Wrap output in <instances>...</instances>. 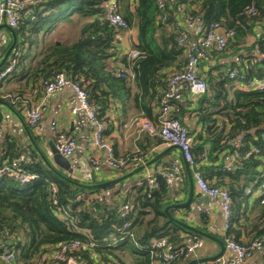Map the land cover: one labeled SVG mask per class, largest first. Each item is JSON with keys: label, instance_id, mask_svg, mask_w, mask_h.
Here are the masks:
<instances>
[{"label": "trees", "instance_id": "16d2710c", "mask_svg": "<svg viewBox=\"0 0 264 264\" xmlns=\"http://www.w3.org/2000/svg\"><path fill=\"white\" fill-rule=\"evenodd\" d=\"M117 1L121 18L137 31L135 48L141 57L133 69L132 82L111 70L116 61V69L125 68L126 58L118 55L122 31L105 20L106 0H37L26 6L13 29L16 44L0 70L15 61L8 78L28 85L30 90L35 88L38 96L43 82L58 74L72 82L82 80L89 102L105 124L112 105L123 107L129 102L140 115L155 122L167 74L181 69L185 62L183 47L177 45L175 35L165 31L159 16L165 14L167 23H174L183 7L184 14L199 16L204 27L216 23L233 31L225 51L211 52V62L204 59L199 65L206 92L192 103L194 106L185 96L171 117L184 125L185 116L193 120L194 128L185 126L192 137L195 170L207 182L205 176L215 179L216 183L209 184L227 189L232 200L227 236L239 244L258 240L264 264V193L257 197L252 210L246 209L250 196L245 195L247 188L255 191L264 183V92L240 90L228 78L229 72L236 71L244 75V84L264 79V0H162L163 10L158 7L159 0ZM250 8L255 14L247 13ZM72 23L75 33L68 42H48L51 32ZM257 26L263 28L261 33L255 31ZM11 44L12 40L0 46V60ZM227 57L235 61L219 63ZM11 149L13 144L6 149L7 161L18 156ZM222 153L233 157L232 168L221 160L218 165ZM39 154L28 152L32 164L26 170L37 176L34 181L19 185L0 178V240L16 253L19 264H46L44 256L59 244L74 241L94 244L74 254L82 264H126L125 256L135 258L136 264H151L152 240L166 238L180 247L182 233L202 239L164 213L168 188L160 178L158 187L152 190H147L143 181L134 188L135 197L121 204L97 202L93 195L111 190L113 185L103 186L93 177L89 182L78 181L73 174L47 166ZM134 157L123 158L131 163L128 167L135 166ZM128 167L117 172L122 174ZM183 180L186 186V176ZM122 205L130 207L124 217L119 213ZM242 235L246 242L240 241ZM187 260L178 254L166 264H184Z\"/></svg>", "mask_w": 264, "mask_h": 264}, {"label": "built area", "instance_id": "2783aa9c", "mask_svg": "<svg viewBox=\"0 0 264 264\" xmlns=\"http://www.w3.org/2000/svg\"><path fill=\"white\" fill-rule=\"evenodd\" d=\"M35 2L37 0H0V25L6 24L12 29L16 28L18 20L26 6ZM158 7L161 10L165 8L162 0L158 1ZM106 9L105 20L113 28L121 30L125 37L121 41L123 45L118 41V55L120 57L125 56L126 67L119 69L111 67V70L116 76L129 79L132 82L134 80L133 69L136 61L141 57L140 52L135 48L136 35H134V32L136 31L134 27H128L119 15L117 0H106ZM247 13L255 14V9L250 8L247 10ZM158 20L161 25H164L167 33L175 35L177 45L183 47V59L185 62L181 69L173 70L167 74L166 89L162 93L160 108L155 122H151L143 116L134 119V122L138 124L139 132H147L157 136L163 146L176 147L190 169L194 187L198 193L208 196L212 200L218 199L220 201L219 208L222 216V237L225 251L234 255L239 262H245L250 260L261 247L259 241L254 240L250 243L239 244L227 236L232 217L231 197L227 189L211 186L203 179L201 173L195 170L194 160L190 151L192 137L189 135L188 128L180 120L171 117V114L176 111V104L185 101V96H187L192 104L206 92L207 84L204 78L199 75V65L204 59L211 62L209 56L211 52L223 53L229 41L234 37V32L225 30L216 23L204 27L201 24L199 16H193L189 13L184 14L183 7L179 10L174 23L168 24L165 14L160 15ZM249 39L251 40L252 37H249ZM14 66L15 61L12 60L8 66L0 70V88L12 73ZM228 78L234 81L240 90L264 92V79H254L244 84V75L236 71L229 72ZM81 82L82 80L72 82L63 74H58L54 78L44 81L42 93L37 103L30 107L27 102H24L27 125L32 129H37L49 100L62 89L69 88L76 102V107L72 110V113L75 114L77 111H82L93 129L91 146L106 151L105 161L112 171L117 172L122 168L128 167L131 163L127 159H117L113 154L112 148L104 142L103 133L106 124L98 119L96 110L89 102L88 93L82 88ZM33 91H36V89L33 88ZM50 130L54 133V146L57 152L60 156L70 159L76 150V138L73 135L58 132L56 125H52ZM1 137L2 133L0 131V140ZM262 143L264 144V136H262ZM253 152L258 154L259 150L255 149ZM137 155H142L139 150L134 154L135 157L132 159L133 164L135 166L144 165L147 156L136 157ZM31 164L32 161L28 154L21 153L13 160L6 161L0 166V178L5 177L19 185L28 184L37 178V176L30 174L26 170ZM70 165L74 170L76 169V161L70 159ZM261 170L264 174V162ZM183 177L184 174L181 168L173 165L160 169L156 173L146 174L143 181L146 184L147 190H152L158 187L157 178H160L168 190H171L175 185L183 182ZM51 189L52 192H55L54 186H51ZM111 192L109 189L103 190L99 194L93 195L92 198L97 202H103L112 194ZM263 193L264 183L261 188L255 191L249 188L245 190V195L250 197H260ZM79 199L80 197L77 198V200ZM129 209V205H122L119 208L120 216L124 217ZM181 237L183 241L180 247L172 245L166 238L152 240L149 245L151 264H166L178 254H183L188 259L195 257L197 251L203 247V241L201 239H193L187 233H182ZM93 246L92 242L88 244H82L79 241L62 243L50 254L44 256L43 260H46V264H82L76 259L74 254ZM0 264H19L16 253L8 249L2 240H0ZM213 264H221V259H217Z\"/></svg>", "mask_w": 264, "mask_h": 264}, {"label": "crops", "instance_id": "0c3cea01", "mask_svg": "<svg viewBox=\"0 0 264 264\" xmlns=\"http://www.w3.org/2000/svg\"><path fill=\"white\" fill-rule=\"evenodd\" d=\"M64 26L66 27V25L62 24L60 25V28L66 29ZM0 28V46H4L12 40V36L6 29L2 28L1 25ZM262 30L263 28L257 26L255 31L261 33ZM134 35L137 36V31L134 32ZM69 38L70 37L61 36V39L56 40V42H66ZM124 38L123 34L119 36L118 41L120 44H122L121 41H123ZM233 61H235L233 57H227L221 59L219 63L227 64ZM112 67H119L118 62L116 61L112 63ZM201 71L202 70L199 69V75H201ZM40 92L42 93V91ZM37 96V91H33V89L30 90L28 85L17 83L12 78H8L0 88V131L2 133L0 140V165L7 161L5 152L10 144H13V149H11V151L18 153V155L19 153L28 154V152L31 151L36 152L37 154L40 153L39 155L41 158V155H43L48 161H50L51 157L48 156L49 145H54V133L51 132L50 127L56 125L58 132L73 135L76 138V150L70 159L76 161V169L74 170L73 176H75L78 181H90H85L80 175L77 160L81 159L88 163L91 170V178L93 177L98 183H105L107 181L118 179L138 167H128L122 174L109 169L105 161L106 151L91 146L93 129L90 126L86 115L82 111H77L75 114L72 113V110L76 107V102L75 97L69 88L62 89L49 100L37 129L30 128L26 123V108L24 102H27L31 107L37 103L41 95ZM13 101H15V103H13ZM190 105L194 106L195 103ZM140 114L141 113L135 109L131 102L123 107L120 104L112 105L106 113L108 123L104 130V142L113 149L114 156L119 159L134 155L137 150H139L140 154L147 156L146 162L159 154L161 157L145 170L136 173L121 182L112 184L113 187L111 193H114L105 199L107 203L121 204L126 198L132 199L136 194L134 188L139 187L142 184L144 176L149 173H156L163 168L177 165L181 168L184 176L187 178L185 173V162L177 149H171V147L161 145L157 136L147 132H139L138 124L134 122V119L142 116ZM183 121L188 128H194L195 125L193 120H189L187 116L184 117ZM196 129L201 131L199 126H196ZM33 144L36 145L38 149H36ZM167 149H169V151H166ZM219 157L218 165L221 163V160L225 166L233 167L232 156H226L222 153ZM54 169L66 174L57 167H54ZM205 178L208 180V183H216V180L213 178L206 176ZM186 184L187 185L185 186V181L183 180L181 184L175 185L171 190H168L166 196L167 206L174 205L175 203H186L189 194L188 178ZM256 199L257 196L248 198L246 203L247 210H252L255 207ZM219 202L218 199L212 200L209 197L205 199V195L198 193L193 186L190 203L183 209H170L168 212L170 217L172 216L174 219L181 220L187 225L209 234L215 239L221 241L224 245L222 237V216ZM201 238L203 241V247L197 251L195 257L188 259L184 264L194 260L200 261L198 264H213V262L217 260L215 257L220 252L219 245L211 239ZM246 240L247 238L242 235L240 241L246 242ZM262 256L263 249L260 248L250 260L239 262L234 255L225 251L224 248L222 255L218 259H221V264H263ZM123 261L126 264H136L135 258L129 256H125Z\"/></svg>", "mask_w": 264, "mask_h": 264}, {"label": "water", "instance_id": "95a60500", "mask_svg": "<svg viewBox=\"0 0 264 264\" xmlns=\"http://www.w3.org/2000/svg\"><path fill=\"white\" fill-rule=\"evenodd\" d=\"M1 26H2V28L6 29L10 33V35L12 36V44L7 49V51L5 52L4 57L0 61V68L4 64V62L8 59V57H9V55H10V53H11V51H12V49L15 46L16 41H17L16 37H15V34H14V30L12 28L8 27L6 24H2ZM0 117H1V115H0ZM0 121H1V118H0ZM34 147L36 149H38L36 145H34ZM171 149H176V147H171ZM166 151H169V149H167ZM41 156H42V160L44 161V163H46V165L51 167L53 170H55L54 167H57V168L61 169L62 171H64L67 175H72L74 173V169L70 165V159L60 156V154L57 152V150L54 147V145H52V144L49 145L48 156L51 157L50 161H48L43 155H41ZM160 157H161V155L159 154L156 157H154L153 159H151L150 161H147L144 165L138 166L132 172L127 173L126 175L121 176L118 179H115V180H112V181H107V182L103 183L102 185L106 186V185L115 184L117 182H121V181L131 177L132 175L145 170L146 168H148L151 164H153ZM77 163H78L80 175L82 176V178L85 181H89L90 178H91V175H90L91 170H90V167H89L88 163L85 162V160H83V159L77 160ZM185 173H186L188 181H189V194H188V199H187L186 203H181V204L175 203L174 205L166 206L165 209H164V213L169 217L170 220H172L173 222L177 223L179 226H181L185 230H187V231H189V232H191L193 234L199 235L200 237L211 239L212 241H215L220 247V252L215 257V258L218 259L222 255V253L224 251V245H223V243L221 241L215 239L214 237L210 236L207 233H204V232H202L200 230H197V229L187 225L186 223H184L181 220H177V219H174V218L170 217V214L168 212L170 209H178V210L179 209H183L191 201L194 183H193V180H192V177H191L190 169H189V167L187 166L186 163H185ZM207 198H208V196H205V199H207ZM199 262L200 261L194 260V261H191V262H189L187 264H198Z\"/></svg>", "mask_w": 264, "mask_h": 264}, {"label": "rangeland", "instance_id": "374dc122", "mask_svg": "<svg viewBox=\"0 0 264 264\" xmlns=\"http://www.w3.org/2000/svg\"><path fill=\"white\" fill-rule=\"evenodd\" d=\"M73 25H74V23H72L71 25H66V27L64 26V28H66V29H62V28L58 27V29L55 32H51L50 36L47 37L48 42L52 43L56 40H60L61 36L70 37L68 39V41H69L71 38H73V35L75 33V28ZM68 41H66V42H68ZM249 41H251V40L249 39Z\"/></svg>", "mask_w": 264, "mask_h": 264}]
</instances>
